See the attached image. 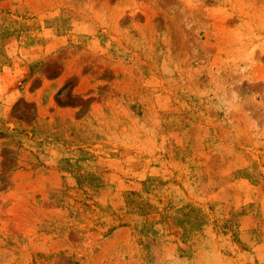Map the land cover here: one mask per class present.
<instances>
[{
    "label": "rangeland",
    "instance_id": "374dc122",
    "mask_svg": "<svg viewBox=\"0 0 264 264\" xmlns=\"http://www.w3.org/2000/svg\"><path fill=\"white\" fill-rule=\"evenodd\" d=\"M0 264H264V0H0Z\"/></svg>",
    "mask_w": 264,
    "mask_h": 264
}]
</instances>
